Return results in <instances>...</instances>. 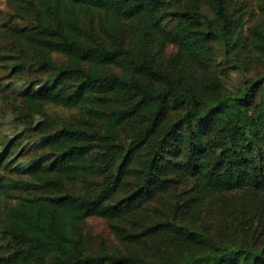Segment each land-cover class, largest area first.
Instances as JSON below:
<instances>
[{"label":"trees","instance_id":"1","mask_svg":"<svg viewBox=\"0 0 264 264\" xmlns=\"http://www.w3.org/2000/svg\"><path fill=\"white\" fill-rule=\"evenodd\" d=\"M6 4L1 67L24 79L18 96L40 120L38 164L0 165V264H264V70L228 86L231 66L213 57L223 49L239 72L264 59V31L246 27L264 0ZM199 205L213 223L186 225ZM90 218L127 249L94 248Z\"/></svg>","mask_w":264,"mask_h":264},{"label":"rangeland","instance_id":"2","mask_svg":"<svg viewBox=\"0 0 264 264\" xmlns=\"http://www.w3.org/2000/svg\"><path fill=\"white\" fill-rule=\"evenodd\" d=\"M10 9L6 4V0H0V25L7 22ZM21 27L24 26H38L33 20L29 19L24 22H19ZM246 27H258L264 31V16L257 11L254 13L252 19L247 21ZM246 35L245 42L248 47H253V39L250 33L244 32ZM251 44V45H250ZM219 48V44L215 43L212 46ZM176 47L168 45L164 52V57H171L176 52ZM214 53L213 57L216 59L214 65L216 68H223L231 66L230 79L228 86L247 78L250 75L257 74L264 70V59L259 57V53L255 52V57L249 62L247 67L242 71L234 70L233 63L228 64L226 54L223 49H219ZM2 62L0 61V165L8 163L11 169L25 170L27 168L35 167L38 164L39 155V136L32 130V128L39 122L40 118L28 112L23 107V100L19 97V89L23 85V78L18 75H7L3 70ZM44 111L56 118L59 121L78 123L82 118V110L77 108H66L57 105H46ZM122 139L118 141L117 147H126L129 144V136L127 133L122 134ZM256 162V161H255ZM107 164H102L101 168H105ZM9 171L10 175H15L16 171ZM18 176H20L18 174ZM80 188V187H79ZM185 189L182 187L171 189L166 194L157 195L156 201L166 206L170 201H174L176 196ZM1 200V199H0ZM182 216V220L186 225L200 227L201 222L210 225L212 220V209L207 205H199L196 209H188ZM85 229L92 237L94 248L106 247L110 250L125 251L126 244L120 242L111 232V225L108 221L100 218H90L85 223Z\"/></svg>","mask_w":264,"mask_h":264}]
</instances>
